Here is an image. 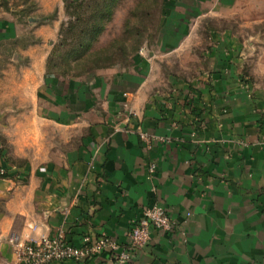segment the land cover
I'll return each mask as SVG.
<instances>
[{
	"label": "crops",
	"instance_id": "crops-1",
	"mask_svg": "<svg viewBox=\"0 0 264 264\" xmlns=\"http://www.w3.org/2000/svg\"><path fill=\"white\" fill-rule=\"evenodd\" d=\"M64 1L37 0L39 13ZM253 1L164 0L157 53L126 71L48 76L41 30L39 43L14 50L11 60L23 63L1 70L5 93L0 80V264H15L14 243L60 230L76 247L88 235L128 247L127 233L155 203L175 230L152 232L126 264H264V99L240 78L241 44L215 35L201 80L163 89L152 79L153 58L178 48L197 20L239 17ZM21 27L0 18V55ZM6 95L19 105L30 95L32 109L3 112ZM84 264L118 263L103 254Z\"/></svg>",
	"mask_w": 264,
	"mask_h": 264
},
{
	"label": "rangeland",
	"instance_id": "rangeland-1",
	"mask_svg": "<svg viewBox=\"0 0 264 264\" xmlns=\"http://www.w3.org/2000/svg\"><path fill=\"white\" fill-rule=\"evenodd\" d=\"M103 1L66 0L60 8L39 13L37 0H0V18L21 25L23 33L17 43L10 42L1 48L2 93L9 90L10 78L1 70H7L10 64L22 65L21 59L11 60L14 50L39 43L35 34L40 30L49 37L45 74L64 81L82 79L107 69L126 71L137 60L150 61L157 53L164 0ZM101 3L110 5L112 11L107 22L102 21L105 12ZM252 4L255 7L243 8L239 17L236 13L234 17L233 12L227 18L208 13L197 20L178 48L153 58V81L161 82L159 88L165 89L172 81L189 83L203 79L213 64L215 35L227 33L241 44L240 78L247 85L246 90L252 97L264 99V0H254ZM100 23L104 29L93 39ZM71 26H74L72 30ZM24 99L25 104L19 105L14 97L6 95L2 97L1 108L3 112L13 113L15 109L29 112L30 95Z\"/></svg>",
	"mask_w": 264,
	"mask_h": 264
},
{
	"label": "built area",
	"instance_id": "built-area-1",
	"mask_svg": "<svg viewBox=\"0 0 264 264\" xmlns=\"http://www.w3.org/2000/svg\"><path fill=\"white\" fill-rule=\"evenodd\" d=\"M140 138L147 145L150 144V138L146 134H141ZM155 169V163L149 164V175L154 174ZM4 173L3 170L0 171V175ZM174 230L175 225L166 209L161 204L155 203L144 210L142 217L132 225L127 233L128 247L121 246L106 235L95 238L88 235L83 238V244L76 247L67 241L65 231L60 230L52 238L42 236L39 242L18 241L14 243L15 264H52L63 261L84 264L103 254H107L118 264H126L136 251L149 245L152 232L165 235Z\"/></svg>",
	"mask_w": 264,
	"mask_h": 264
},
{
	"label": "trees",
	"instance_id": "trees-1",
	"mask_svg": "<svg viewBox=\"0 0 264 264\" xmlns=\"http://www.w3.org/2000/svg\"><path fill=\"white\" fill-rule=\"evenodd\" d=\"M103 2H106V0L105 1H103ZM102 4V3H101ZM68 7V6H67ZM101 8L104 10V12H105V15H106V17H105V15H103V18H102V21H104V22H107L108 21V19H109V16L111 15L110 13L112 12L111 10H110V5H101ZM72 25V24H71ZM67 27H70V23L67 25ZM74 28V26H71V30ZM103 29H104V24H99L98 25V27H97V30L96 31H94V33H93V39H96L100 34H101V32L103 31ZM63 31V30H62ZM92 39V40H93Z\"/></svg>",
	"mask_w": 264,
	"mask_h": 264
},
{
	"label": "water",
	"instance_id": "water-1",
	"mask_svg": "<svg viewBox=\"0 0 264 264\" xmlns=\"http://www.w3.org/2000/svg\"><path fill=\"white\" fill-rule=\"evenodd\" d=\"M70 263H72V264H77V263H75V262H70Z\"/></svg>",
	"mask_w": 264,
	"mask_h": 264
}]
</instances>
